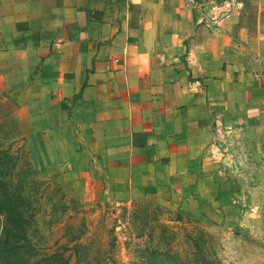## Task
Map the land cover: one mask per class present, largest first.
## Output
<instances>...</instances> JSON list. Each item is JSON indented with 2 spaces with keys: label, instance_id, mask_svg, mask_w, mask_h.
I'll list each match as a JSON object with an SVG mask.
<instances>
[{
  "label": "crops",
  "instance_id": "1",
  "mask_svg": "<svg viewBox=\"0 0 264 264\" xmlns=\"http://www.w3.org/2000/svg\"><path fill=\"white\" fill-rule=\"evenodd\" d=\"M0 95L61 176L176 204L215 129L264 132V0H0Z\"/></svg>",
  "mask_w": 264,
  "mask_h": 264
},
{
  "label": "rangeland",
  "instance_id": "2",
  "mask_svg": "<svg viewBox=\"0 0 264 264\" xmlns=\"http://www.w3.org/2000/svg\"><path fill=\"white\" fill-rule=\"evenodd\" d=\"M50 155L0 95V204L9 191L2 208L29 264H264V132L215 129L172 205L128 195L99 169L68 180Z\"/></svg>",
  "mask_w": 264,
  "mask_h": 264
},
{
  "label": "trees",
  "instance_id": "3",
  "mask_svg": "<svg viewBox=\"0 0 264 264\" xmlns=\"http://www.w3.org/2000/svg\"><path fill=\"white\" fill-rule=\"evenodd\" d=\"M1 194L4 197L2 201L3 205L6 199H10L11 195L7 190L1 191ZM2 205L0 204V214L2 215L0 221V264H29L30 261L25 251L28 248V244L24 242L23 245L20 244L16 247L17 245H15L16 243L13 240L16 238L17 233L12 230L15 229L14 227H18L13 225L11 221V217L9 216L11 210L3 209ZM24 226L23 228L21 227V232L25 229ZM18 249H23V253L19 254ZM55 262L56 259L54 255L41 259V263L43 264H54ZM63 262L67 264L65 260Z\"/></svg>",
  "mask_w": 264,
  "mask_h": 264
},
{
  "label": "built area",
  "instance_id": "4",
  "mask_svg": "<svg viewBox=\"0 0 264 264\" xmlns=\"http://www.w3.org/2000/svg\"><path fill=\"white\" fill-rule=\"evenodd\" d=\"M184 2L187 4H191L193 2V0H184Z\"/></svg>",
  "mask_w": 264,
  "mask_h": 264
}]
</instances>
